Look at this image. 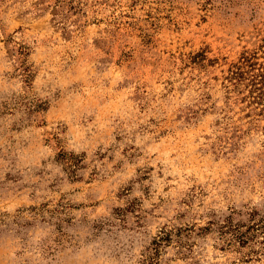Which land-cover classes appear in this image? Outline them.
<instances>
[{"label": "rangeland", "instance_id": "obj_1", "mask_svg": "<svg viewBox=\"0 0 264 264\" xmlns=\"http://www.w3.org/2000/svg\"><path fill=\"white\" fill-rule=\"evenodd\" d=\"M262 47L264 0H0V264L176 230L161 264H264V113L230 80Z\"/></svg>", "mask_w": 264, "mask_h": 264}, {"label": "trees", "instance_id": "obj_2", "mask_svg": "<svg viewBox=\"0 0 264 264\" xmlns=\"http://www.w3.org/2000/svg\"><path fill=\"white\" fill-rule=\"evenodd\" d=\"M263 54H264V47ZM257 53H252L249 55H243L238 64L233 66L231 70L230 80L233 81L231 84L233 87L237 85L241 86L239 91H245V98L250 104H255L260 106L262 113H264V64L258 63ZM211 226L213 223H209ZM243 226H233L231 221H226V225L220 226L219 232L224 236L229 234L231 239L227 240V245H231V242H237L238 244H243L249 241L253 234L252 232H257L261 229L258 224L249 226L246 231H242ZM210 228H202L199 231H208ZM183 235L182 230L173 231H162L160 234L152 241L151 247L147 248L145 252L141 255V260L138 264H161V253L163 249L168 246L172 241V236L177 237L176 244L181 245V239L188 238L189 232Z\"/></svg>", "mask_w": 264, "mask_h": 264}]
</instances>
